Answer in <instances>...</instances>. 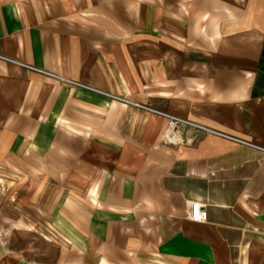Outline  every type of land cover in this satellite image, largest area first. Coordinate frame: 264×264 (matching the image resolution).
I'll return each instance as SVG.
<instances>
[{"label":"crops","instance_id":"obj_1","mask_svg":"<svg viewBox=\"0 0 264 264\" xmlns=\"http://www.w3.org/2000/svg\"><path fill=\"white\" fill-rule=\"evenodd\" d=\"M0 57L95 89L0 60V264H264V0H0Z\"/></svg>","mask_w":264,"mask_h":264},{"label":"built area","instance_id":"obj_2","mask_svg":"<svg viewBox=\"0 0 264 264\" xmlns=\"http://www.w3.org/2000/svg\"><path fill=\"white\" fill-rule=\"evenodd\" d=\"M0 60L5 61V62L10 63V64L17 65L19 67H22L23 69H27V70L39 73V74H41V75H43V76H45V77H47L49 79L56 80V81H61V82H66V83H69V84L74 85L76 87L83 88L81 85L65 81L64 79H62V78H60V77H58V76H56L54 74L48 73L46 71L35 69L33 67H29V66L23 65L21 63H18L16 61H12L10 59H6L4 57H0ZM130 105H133V104L130 103ZM133 106H135V105H133ZM136 107L139 108V109L146 110L148 112L155 113V114L161 116L163 119L166 120L167 126H166V129H165L164 135H163V140H164V143L167 144V145L177 146V145L181 144L182 139H181V136H180V132H182L185 129H194V130H197V131H202L204 133H209V134H215V135H218V136H222V135H220V134H218V133H216L214 131H210L208 129H205V128H203V127H201L199 125H196V124H194V123H192L190 121H187L185 119L178 118V117L166 114V113L158 112V111L152 110L150 108L139 106V105H136ZM230 140H234V139H230ZM189 217H190V219L192 221H194L196 223H204V222H206L207 221L206 207H204L199 202L192 203L190 205V216Z\"/></svg>","mask_w":264,"mask_h":264},{"label":"rangeland","instance_id":"obj_3","mask_svg":"<svg viewBox=\"0 0 264 264\" xmlns=\"http://www.w3.org/2000/svg\"><path fill=\"white\" fill-rule=\"evenodd\" d=\"M78 85H81L82 87H84V88H82V89H85L86 88V90L87 89H92L91 87H89V86H87V85H84V84H81V83H77ZM79 89V88H78ZM92 90H95V89H92ZM106 94H108L109 96H112V97H115L113 94H110V93H106ZM126 105V104H125Z\"/></svg>","mask_w":264,"mask_h":264}]
</instances>
